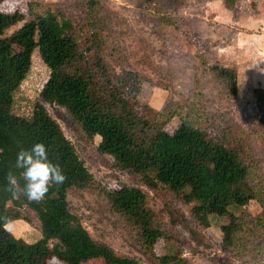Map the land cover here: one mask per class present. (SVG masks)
Instances as JSON below:
<instances>
[{
    "label": "trees",
    "instance_id": "obj_1",
    "mask_svg": "<svg viewBox=\"0 0 264 264\" xmlns=\"http://www.w3.org/2000/svg\"><path fill=\"white\" fill-rule=\"evenodd\" d=\"M142 1L148 8L162 9L157 0ZM96 2L86 0L85 17L77 28L70 19L47 14L36 15L6 34L24 16L19 11H0V264H53L52 259L59 264H84L94 258L106 264H142L92 239L69 209L68 193L74 189L103 191L109 210L125 221L134 240L154 262L185 264L180 256L153 253L163 232L147 206V194L134 186L106 191L98 187L43 103L64 108L89 139L100 136L97 149L110 155L117 168L139 177L147 187H163L183 202L193 203L192 214L198 223L210 215L229 216L230 223L221 226L227 243L232 232L241 230L230 209L261 200L243 145L233 142L227 129H219L213 120L205 128L181 121L169 133L164 126L174 112L156 111L139 102L125 89L123 80L114 76L102 55V37L91 13ZM158 21L175 24L164 16ZM35 49L49 75L31 115H18L12 111L13 96L30 69ZM209 68L235 95L236 66L214 64ZM41 141L65 180L52 184L40 201H29L15 159L18 150ZM9 172L17 177L15 197L8 186ZM23 206L34 211L40 223V237L31 243L6 229V222H28Z\"/></svg>",
    "mask_w": 264,
    "mask_h": 264
},
{
    "label": "rangeland",
    "instance_id": "obj_2",
    "mask_svg": "<svg viewBox=\"0 0 264 264\" xmlns=\"http://www.w3.org/2000/svg\"><path fill=\"white\" fill-rule=\"evenodd\" d=\"M96 1L91 13L102 37V55L114 76L139 102L156 111L174 112L164 126L169 133L181 121L205 128L213 120L219 129H227L233 142L243 145L261 200L230 209L241 230L232 232L227 243L221 226L230 223L229 216L210 215L198 223L193 203L163 187H147L139 177L117 168L110 155L97 149L100 136L86 137L64 108L43 106L98 187L106 191L134 186L147 194V206L163 232L154 244L155 255L180 256L185 264H264V0H157L161 10L148 8L142 0ZM86 6V0H3L0 11H19L24 16L6 30L9 34L36 15L47 14L70 19L77 28ZM159 16L175 24L162 25ZM214 64L236 66L235 95L210 70ZM48 75L35 49L30 69L14 93L13 113L31 115ZM68 203L92 239L118 255L157 264L134 240L125 221L109 210L103 191L71 190ZM21 211L28 222L14 220L7 229L16 238L34 242L40 237L37 215L26 206ZM51 262L59 264L56 259ZM84 264L106 263L94 258Z\"/></svg>",
    "mask_w": 264,
    "mask_h": 264
},
{
    "label": "clouds",
    "instance_id": "obj_3",
    "mask_svg": "<svg viewBox=\"0 0 264 264\" xmlns=\"http://www.w3.org/2000/svg\"><path fill=\"white\" fill-rule=\"evenodd\" d=\"M15 167L20 170L24 180L23 194L29 201H40L52 184H61L65 176L58 164L49 159L48 148L44 142H35L30 148L18 150ZM12 195H17V177L12 172L7 175ZM10 222H6L7 225Z\"/></svg>",
    "mask_w": 264,
    "mask_h": 264
}]
</instances>
